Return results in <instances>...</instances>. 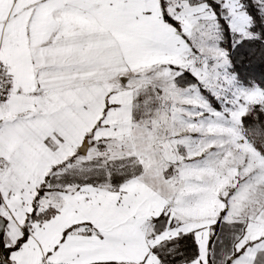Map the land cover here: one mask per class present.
Returning <instances> with one entry per match:
<instances>
[{
    "label": "snow or ice",
    "instance_id": "1",
    "mask_svg": "<svg viewBox=\"0 0 264 264\" xmlns=\"http://www.w3.org/2000/svg\"><path fill=\"white\" fill-rule=\"evenodd\" d=\"M0 264H264V0H0Z\"/></svg>",
    "mask_w": 264,
    "mask_h": 264
}]
</instances>
